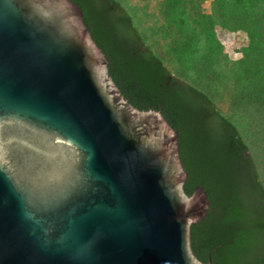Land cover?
I'll use <instances>...</instances> for the list:
<instances>
[{
  "label": "water",
  "instance_id": "water-1",
  "mask_svg": "<svg viewBox=\"0 0 264 264\" xmlns=\"http://www.w3.org/2000/svg\"><path fill=\"white\" fill-rule=\"evenodd\" d=\"M178 131L121 93L72 0H0V264H212Z\"/></svg>",
  "mask_w": 264,
  "mask_h": 264
},
{
  "label": "trees",
  "instance_id": "trees-1",
  "mask_svg": "<svg viewBox=\"0 0 264 264\" xmlns=\"http://www.w3.org/2000/svg\"><path fill=\"white\" fill-rule=\"evenodd\" d=\"M72 1L121 93L178 131L185 192L200 185L210 200L193 253L264 264V0ZM217 28L246 35L240 57Z\"/></svg>",
  "mask_w": 264,
  "mask_h": 264
},
{
  "label": "rangeland",
  "instance_id": "rangeland-1",
  "mask_svg": "<svg viewBox=\"0 0 264 264\" xmlns=\"http://www.w3.org/2000/svg\"><path fill=\"white\" fill-rule=\"evenodd\" d=\"M205 6L209 10L208 1L205 3ZM217 36L230 58L235 59L241 56L240 50L247 44V37L243 32H230L217 28Z\"/></svg>",
  "mask_w": 264,
  "mask_h": 264
}]
</instances>
